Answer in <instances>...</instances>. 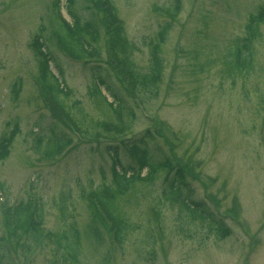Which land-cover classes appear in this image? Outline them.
<instances>
[{
    "label": "rangeland",
    "instance_id": "374dc122",
    "mask_svg": "<svg viewBox=\"0 0 264 264\" xmlns=\"http://www.w3.org/2000/svg\"><path fill=\"white\" fill-rule=\"evenodd\" d=\"M51 1L0 0V136L17 126L8 156L0 161L5 200L16 202L35 193L44 204V229L58 232L57 199L65 195L81 231L88 214L79 200L80 190L98 185L101 173L109 175L111 160L104 153L105 143L126 141L160 121L174 140L154 136L149 152L169 156L172 145L175 156L189 166L184 178L190 199L203 203L215 219L216 211L222 215L225 210L238 217H223L228 234L222 239L214 235L213 226L184 222L174 208L157 201L163 185L160 174L149 191L137 192L136 203L124 209L131 227L122 247L112 252L111 264H264V24L259 25L249 74L232 81L221 73L223 48L243 32L247 17L264 0H179L174 19L160 11L171 0H110L133 44L131 59L142 71L148 58L142 39L152 38L165 22L171 25L160 48L161 81L153 92L137 93L135 101L126 98L121 83L103 67L107 61L103 37L98 41V59L87 64L67 57L54 41L45 42L52 56L51 71L70 91L62 100L74 121L71 130L55 124L42 107L36 65L27 47L41 25L56 21ZM80 5L77 0L70 8L61 0L60 13L67 22L74 10L86 18L87 11ZM47 35L43 32V39ZM92 64L102 67L112 91L127 105L128 131L114 142L101 137L99 124L105 116L89 94ZM17 79L20 89L13 98L11 85ZM53 133L67 135L70 143L61 156L50 159L44 150ZM122 155L120 161L126 166L129 157ZM3 218L0 212V235ZM42 246L32 247L25 257L16 251L13 264H53L50 245ZM91 247L83 244L79 264L100 263L105 245L97 251Z\"/></svg>",
    "mask_w": 264,
    "mask_h": 264
},
{
    "label": "trees",
    "instance_id": "16d2710c",
    "mask_svg": "<svg viewBox=\"0 0 264 264\" xmlns=\"http://www.w3.org/2000/svg\"><path fill=\"white\" fill-rule=\"evenodd\" d=\"M76 2L77 0H66L67 7L72 8ZM81 4L80 8L87 11V17L74 10L68 14L71 23H67L59 14L60 0H52L50 10L57 16L56 21L54 19L46 21V25H41L27 43L36 65L35 81L55 124L63 123L60 118L62 116L69 119L70 111L64 104L62 96L66 97L70 91L50 70L52 56L44 48L45 42L51 44L54 40L70 59L87 64L98 59V41L103 37L109 60L107 62L109 66L104 64L103 67L109 69L121 82L128 96L151 93L161 81L163 67L160 48L170 30L169 22L160 26L152 38L142 39L143 45L148 48L146 70L142 71L131 59L133 44L127 40L111 1L81 0ZM163 8L160 11L174 19L180 9L179 0H171L169 5ZM260 24H264V5H259L255 12L247 17L243 32L232 37L223 48L221 73L227 78L246 76L251 71L254 45L260 37ZM45 31L48 35L43 39L42 34ZM207 63L212 64V61L207 60ZM101 68L99 64L91 65L92 86L89 88V94L105 116L99 124L101 132L106 138L116 139L128 131L124 119L128 115L127 105L122 97H118L112 91L101 74L103 72ZM19 89L20 80L17 79L11 85L13 98L17 97ZM108 97L112 100L109 101ZM16 132L17 126L14 124L11 130L3 132L0 136V161L8 156ZM139 135L118 145L104 146V153L111 160L109 175L106 178L101 173L98 185L90 187L88 191L80 190L79 200L84 203L88 214V220L81 227V231L66 204L65 195H60L57 199L56 210L61 223L58 232L44 229V204L35 193H28L25 199H20L11 208L5 207L3 217L6 218L2 220L4 232L0 235V264H13L12 258L14 260L16 251L25 257L31 252L32 247L37 250L42 248V245H50V252L55 258L49 260L50 263L79 264L84 243L91 245L96 251L105 245V251L100 254L99 264H111L112 252L122 247L131 227L124 209L136 203L137 192L149 191V187L160 174L163 185L157 201L174 208L178 218H182L184 222L205 224L207 228L213 226L214 235L217 238H225L228 234L226 225L215 219L213 213L209 212L203 203L193 201L186 194L183 169H188V165L173 162L175 156L172 153V145H169V156L160 152L153 155L148 148V144L154 139L153 131L145 129ZM40 140L38 139L37 143ZM69 143L67 135L53 133L48 137L44 155L50 159L59 157ZM122 144L127 149H123ZM121 155L129 157L126 166L120 161ZM144 169L145 175H142Z\"/></svg>",
    "mask_w": 264,
    "mask_h": 264
}]
</instances>
